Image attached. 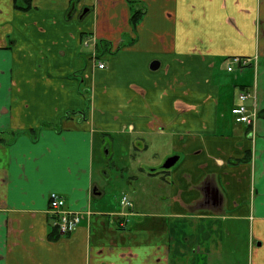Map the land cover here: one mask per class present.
Listing matches in <instances>:
<instances>
[{
  "label": "crops",
  "instance_id": "crops-1",
  "mask_svg": "<svg viewBox=\"0 0 264 264\" xmlns=\"http://www.w3.org/2000/svg\"><path fill=\"white\" fill-rule=\"evenodd\" d=\"M237 56L251 64L229 73ZM242 91L254 127L223 109ZM146 136L179 158L165 209L129 183L120 210L98 137L126 155ZM53 192L82 216L71 234ZM0 264H264V0H0Z\"/></svg>",
  "mask_w": 264,
  "mask_h": 264
},
{
  "label": "rangeland",
  "instance_id": "rangeland-1",
  "mask_svg": "<svg viewBox=\"0 0 264 264\" xmlns=\"http://www.w3.org/2000/svg\"><path fill=\"white\" fill-rule=\"evenodd\" d=\"M221 71L224 73V75H221L222 78L227 79L230 84H239L243 82V80H241L242 77H239V79L235 80L233 75L225 73L223 69H221ZM231 101L233 102L232 98L226 100L223 109L225 111L229 110L230 116L233 117L231 112L232 107H230ZM93 102L95 103L94 100ZM115 138L118 139V143L120 142V144H128V142H124V138L114 137V140ZM137 139H139V137H137ZM138 141L143 142L141 147L148 146V150H134L132 148L128 149L124 145V147L127 148L126 155L118 153L116 147L115 154L114 150H112L110 155H106V148H104L102 138L98 137L94 166L95 179L101 182V185L107 192V199L110 202V205H115L116 208L120 210L121 207L118 203L121 196L123 194H128L130 196L132 195V187L131 185H128L129 183H133L136 187L142 189V197L151 198V206L147 205V208H150L149 210L154 212L157 210H162V208L165 209V203L163 199L164 194H162V196L160 195V193H164L165 188L162 186L161 181H163V179L168 176V173L171 169H164L161 167H164V163L170 158V156H167L166 158L164 156L160 157L162 150L164 149L161 144H159L158 149H152V142H155L152 137L146 136L144 139L136 140V142ZM106 142L113 145L110 138H107ZM154 159L157 161L152 165V161ZM108 164H115L116 166L115 168H110L109 175L102 174L101 170L105 165ZM149 165H152L151 169H158L155 175L152 174L153 171L150 173L146 170L147 166Z\"/></svg>",
  "mask_w": 264,
  "mask_h": 264
},
{
  "label": "built area",
  "instance_id": "built-area-1",
  "mask_svg": "<svg viewBox=\"0 0 264 264\" xmlns=\"http://www.w3.org/2000/svg\"><path fill=\"white\" fill-rule=\"evenodd\" d=\"M98 55L93 53V59L97 60ZM258 62V57L255 58ZM226 70L229 73H242L246 67L251 64V61L244 57H231L226 61ZM98 67L104 69L106 64L98 61ZM253 97L251 92H241L238 95L239 105L232 109V113L235 116V120L238 123H243L251 126L254 124L258 113L256 109L250 111L246 102ZM121 205L125 208L131 209L134 204L128 195L121 196ZM49 212L53 219V227L56 229L60 235H68L74 232L82 222V216L78 212L70 211L67 208L65 198L58 193L50 194Z\"/></svg>",
  "mask_w": 264,
  "mask_h": 264
},
{
  "label": "water",
  "instance_id": "water-1",
  "mask_svg": "<svg viewBox=\"0 0 264 264\" xmlns=\"http://www.w3.org/2000/svg\"><path fill=\"white\" fill-rule=\"evenodd\" d=\"M159 66H160V63L159 62H153L152 65H151V69L156 70V69L159 68ZM178 159H179L178 157H170L165 162L163 168L164 169H170V168H172L176 164V162L178 161Z\"/></svg>",
  "mask_w": 264,
  "mask_h": 264
},
{
  "label": "trees",
  "instance_id": "trees-1",
  "mask_svg": "<svg viewBox=\"0 0 264 264\" xmlns=\"http://www.w3.org/2000/svg\"><path fill=\"white\" fill-rule=\"evenodd\" d=\"M31 1L32 0H26V3H28V8H30V6H31ZM132 1H135L136 2V0H131V2ZM144 14V11H136L134 14H133V16H132V24L134 25V27L140 22V19H141V16Z\"/></svg>",
  "mask_w": 264,
  "mask_h": 264
},
{
  "label": "flooded vegetation",
  "instance_id": "flooded-vegetation-1",
  "mask_svg": "<svg viewBox=\"0 0 264 264\" xmlns=\"http://www.w3.org/2000/svg\"><path fill=\"white\" fill-rule=\"evenodd\" d=\"M165 164V163H164Z\"/></svg>",
  "mask_w": 264,
  "mask_h": 264
}]
</instances>
